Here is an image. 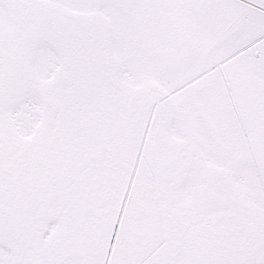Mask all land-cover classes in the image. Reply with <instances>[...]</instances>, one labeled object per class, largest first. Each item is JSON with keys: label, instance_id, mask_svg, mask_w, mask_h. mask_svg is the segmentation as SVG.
Returning a JSON list of instances; mask_svg holds the SVG:
<instances>
[{"label": "snow or ice", "instance_id": "snow-or-ice-1", "mask_svg": "<svg viewBox=\"0 0 264 264\" xmlns=\"http://www.w3.org/2000/svg\"><path fill=\"white\" fill-rule=\"evenodd\" d=\"M0 264H264V0H0Z\"/></svg>", "mask_w": 264, "mask_h": 264}]
</instances>
